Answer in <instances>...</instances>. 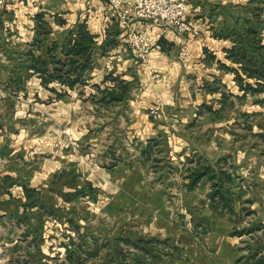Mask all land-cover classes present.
Here are the masks:
<instances>
[{
    "label": "crops",
    "instance_id": "0c3cea01",
    "mask_svg": "<svg viewBox=\"0 0 264 264\" xmlns=\"http://www.w3.org/2000/svg\"><path fill=\"white\" fill-rule=\"evenodd\" d=\"M186 2V19L199 28V36L179 37L171 30L155 28L153 52L143 64L131 50L122 23L109 14L107 0H0V168L11 163L8 157L24 158L23 152L21 156L16 154L20 145L11 143L3 130L17 128V123L24 120L21 115L29 110L26 100L52 98L70 115L73 99L99 100L102 106L108 90L114 88L121 95L120 89L126 88L123 96L127 98L133 86H142L130 107H116L120 114L127 115V122L118 125L115 130L119 136L112 134L108 146L101 145L100 152L106 150V157L98 168H92L88 159L78 154L75 159L57 154L62 159L48 162L52 167L48 174L34 167L18 175L1 169V176L12 180L14 192L21 197L28 195L26 189L53 195L60 178H65L58 163H67L65 172L72 174L69 180L79 183L80 190L107 198L104 205L100 204L105 206L104 211L124 214L133 210L135 220L139 212L151 211L149 221L154 233L145 235L144 243L151 246L150 259H156L157 264H252L247 256L239 254L242 237L236 234L234 218L220 208L214 209L207 177L192 184L193 173L203 164L195 158L199 145L188 134L197 120L199 106L221 97L222 92L231 90L234 94L240 89L236 75L223 69L224 65L236 67L227 52L244 30H259L264 44V0ZM83 32L94 36L95 43L77 57L79 68L87 67L75 73L70 71V52ZM44 68L48 69L47 75L52 74L49 85L41 75ZM57 68L66 78L74 79L81 73V81L73 88L62 85ZM151 71L160 77L154 80ZM159 98L165 104L166 119L155 121L148 108ZM76 125L69 121L66 131L84 132L77 144L93 145L92 127ZM71 149L73 146L67 150ZM23 163H27L26 158ZM148 175L162 185H149L145 181ZM165 193L169 198L177 195L178 204L172 206ZM185 213H190L200 239L182 227L180 219ZM189 236L195 251L188 249ZM158 241L165 246L167 243L170 249L160 254L152 247Z\"/></svg>",
    "mask_w": 264,
    "mask_h": 264
},
{
    "label": "rangeland",
    "instance_id": "374dc122",
    "mask_svg": "<svg viewBox=\"0 0 264 264\" xmlns=\"http://www.w3.org/2000/svg\"><path fill=\"white\" fill-rule=\"evenodd\" d=\"M143 87H147L145 83ZM140 89L142 86L136 84L129 96L116 104L110 102L113 104L100 106L99 100L78 102L73 99L70 115L52 98L26 100L29 110L21 115L24 120L17 123V128L3 131L11 137V143L20 145L16 154L21 156L19 153L23 152L27 163H23V157L13 155L7 158L11 163L1 166L0 170L18 175L23 174L25 168L33 170L36 167L48 174L52 169L48 162L71 155L75 159L77 154L87 158L92 168H98L105 163L106 157V150L100 152L101 145L108 146L106 142H112V134L119 136L115 130L118 125L127 122V115L120 114L116 107L126 110L137 100L135 94ZM239 90L233 91L234 94L231 90L222 92L221 97L199 106L197 120L188 136L199 145L196 160L202 162L201 166L211 168L207 175L211 188L212 184L221 183L219 178L224 180L222 191L228 201L210 199L214 209L220 208L223 214L234 218L236 234L242 237L239 254L257 264L264 257V91L245 93ZM69 121L91 126L90 139L95 145L77 144L84 132L66 131ZM120 137L125 139L124 135ZM69 146L73 149L68 151ZM58 166L63 167L60 174L65 178H60L56 192H52L53 195L39 193L32 199L15 193L12 180L2 178L0 172V264H157L156 259H150L151 246L144 243L145 235L154 233L153 223L149 221L150 210L139 212L137 220L133 210L124 211V214L116 210L104 211L105 206L100 204L104 205L107 198L84 193L79 183L69 180L72 174L65 172L67 163H58ZM210 175L213 179H208ZM145 181L157 187L162 185L150 175ZM164 196L172 206L179 202L177 195L169 198L165 193ZM191 220L190 213H185L180 222L190 235L200 239ZM188 239V249L195 251L191 237ZM150 243H154L153 240ZM79 245H82L80 251ZM154 245L152 247L160 254L170 249L167 243L165 246L158 241Z\"/></svg>",
    "mask_w": 264,
    "mask_h": 264
},
{
    "label": "built area",
    "instance_id": "2783aa9c",
    "mask_svg": "<svg viewBox=\"0 0 264 264\" xmlns=\"http://www.w3.org/2000/svg\"><path fill=\"white\" fill-rule=\"evenodd\" d=\"M109 14L123 25L129 46L138 60L146 64L153 52L152 32L165 28L177 36L198 37L200 30L186 19V0H107ZM154 80L160 75L151 71ZM155 121L166 119V107L161 98L149 108Z\"/></svg>",
    "mask_w": 264,
    "mask_h": 264
},
{
    "label": "trees",
    "instance_id": "16d2710c",
    "mask_svg": "<svg viewBox=\"0 0 264 264\" xmlns=\"http://www.w3.org/2000/svg\"><path fill=\"white\" fill-rule=\"evenodd\" d=\"M245 33H240L237 35V39L235 40V46L227 52V57L236 65V67L225 66L223 69L233 72L236 75V82L239 85V88L243 92H263L264 91V44L263 39L261 37L259 30H244ZM95 43L94 36L89 35L88 33H81L80 38L75 40L74 47L71 50L70 54L72 55V59L70 60L71 64V72H77L78 70L81 73L84 71V68H79L77 57L87 53L90 45ZM41 71V69L39 70ZM48 69H43L41 75L43 76L44 83L49 85L51 83L52 74L47 75ZM58 75V80L62 85H65L69 88L75 87L78 82L81 81V73L76 75L74 79L66 78L63 76L62 69L55 70ZM44 74L46 76H44ZM249 81H254L255 83H249ZM123 89V93L121 95L116 94V89H111L107 91V97L104 99L105 103L109 102H117L123 101L124 93H126V88ZM203 168V169H202ZM208 169L204 166H200L192 175V184L198 183L203 177H208ZM213 175L209 176L208 179H213ZM218 177V176H217ZM220 179V184H212V194L210 195V199L215 202L217 198L221 199L224 202H227V198L224 196L222 191V187L224 184L223 178ZM27 197H32L36 194V191L26 189ZM201 228V227H200ZM199 228V229H200ZM204 232V228L201 229V233ZM82 248V245H79V251ZM71 253V252H70ZM69 253V255H70ZM81 257L78 255V258ZM257 264H264V257L260 258Z\"/></svg>",
    "mask_w": 264,
    "mask_h": 264
}]
</instances>
